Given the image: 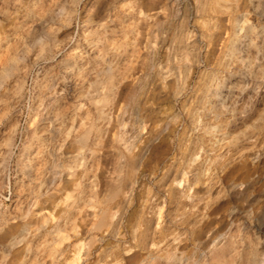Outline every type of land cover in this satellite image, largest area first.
Masks as SVG:
<instances>
[{
    "label": "bare ground",
    "instance_id": "1",
    "mask_svg": "<svg viewBox=\"0 0 264 264\" xmlns=\"http://www.w3.org/2000/svg\"><path fill=\"white\" fill-rule=\"evenodd\" d=\"M60 1L30 0L27 15L44 14L52 18ZM80 1L70 0V14ZM113 5L110 11L107 8L109 12H104L100 18L104 21L98 24L90 26L91 14L85 16L86 27L80 32L81 39L66 48L65 63L73 86L59 88L57 84L61 81L57 80L45 81L42 89L38 86L43 95L34 101L31 130L17 162L22 177L16 179L11 204L24 218L33 214V239L28 240L26 224L1 236L0 264H10L7 263L9 252L19 245L23 248L14 264H176L184 255L179 250L182 242L192 243L196 249H206L207 253L205 258L201 252L196 260L187 255L192 262L185 264H264L262 234L253 235L244 229L240 234L241 242L223 238L225 232H220L215 227L217 221L212 219L219 206H216L217 196L212 194L225 189L249 219L256 220L257 230L262 229L264 235V220H261L264 201L261 204V193L254 189L259 174L250 168L244 176L236 175L246 164L264 160V28L261 29L263 24L259 27L247 17L251 11L259 21L263 20L264 0H114ZM101 8L103 14L106 7ZM21 21H16L18 25L14 24V28L21 25ZM118 21L120 35L118 39H111L113 45L110 46L106 32L113 31L110 27ZM17 30L19 32V28ZM33 34H26L32 42L36 39ZM9 39L0 37V64L5 65L0 86L13 68L10 60L17 57L13 52L16 41ZM142 47L146 52L141 53L153 58L149 59L148 55L151 62L145 60L153 70L152 75L139 71L133 78L134 84L131 82L132 93L123 90L125 96L116 107H119L118 114L113 110L118 131L113 132L110 143L106 141L112 148L113 158L110 159L113 160L107 161L110 163L102 187V179L96 178L98 155L94 148L101 146L107 133L105 128L111 126L106 127L111 123L110 105L116 98L115 87L120 86V81L116 80L131 74L142 56ZM118 48H123L119 49L121 53ZM178 49L182 56L174 58V51ZM161 50L166 55L165 66L156 61ZM209 53L215 55L212 60L208 58ZM113 60L121 62L118 73L111 70ZM217 69L226 71V76L223 78L219 76L221 73L211 71ZM89 71L95 75L89 84L92 89L85 90L81 81ZM196 73L198 80L194 83ZM154 92L158 96L170 92L172 100L186 99L185 95L190 94L189 99L181 101V109L187 110L190 120L187 122L198 131L191 141L185 136L189 144L180 142L186 147L177 145L183 152L180 151L182 161L175 160L178 155H171L173 160L161 154L163 148L160 147L167 141L164 134L175 133L182 117L178 110L170 116L163 115L158 105L160 99L157 104L149 98ZM92 111L96 113L97 126L92 123ZM14 118L13 127L5 135L4 158L7 159L12 153L17 129V117ZM199 130L209 132L213 138L225 134V130L238 134L226 144L223 141V151H220L221 146L217 150H213L214 146L207 148L206 133L201 135ZM218 139V142L225 140V136ZM150 148L158 154L154 155L155 160L144 163V155ZM201 152L211 154L204 158ZM198 153L206 163L200 162L203 159L200 160ZM147 157L151 160L149 155ZM143 176L146 178L142 179ZM195 185L199 188L193 187ZM28 190L34 192L33 197L27 198ZM233 213L232 208L229 221ZM6 225V220L0 221V231ZM234 231L230 228L227 233ZM105 237L114 241V245H103ZM137 255L140 260H130Z\"/></svg>",
    "mask_w": 264,
    "mask_h": 264
},
{
    "label": "rangeland",
    "instance_id": "2",
    "mask_svg": "<svg viewBox=\"0 0 264 264\" xmlns=\"http://www.w3.org/2000/svg\"><path fill=\"white\" fill-rule=\"evenodd\" d=\"M28 1L30 2V0H21L19 2H18V0H0V9H1L0 10L1 11L0 12V37L7 36V38H10L9 41L13 38V41H16L15 47L18 48V49H15V47H14V50H13V52L15 53L14 56H17V57H12V59L10 60V64L13 66V68L9 71L8 76L5 79H3V81H4V83H2L3 85L1 84V86H0V154H1L0 155V221H2V220H6L7 221V225L6 226H3L4 229H2L0 231V239H1V236H3V235L4 236L5 235H9L10 233H12V232H10L11 229H12L11 231L14 232L15 230H17L19 228V226L21 224H26V228H28L27 229V231H28L27 234H28V237H29V238L28 237L27 238H28L29 241H31V239H33L32 237H33V234H34L33 233V231H34V218H33V214L30 213V214H28L26 216V218H24V217L20 216V213H18L19 211L16 212V210L14 208L12 209L11 207L13 205V203H12V197H13L14 185H15L16 179L18 180L19 178L22 177L21 172H19V167L20 166H19V164L17 162H18L19 156H20V154L22 152V147H23L24 141L28 140V137L27 136L29 135V132L31 130V119L30 118H31V114L33 115V113H34L33 109L36 106V103H35L36 101L35 100L38 99V98H40V96L43 95L42 94L43 90L41 91V89H42L41 87H42V85L44 84L45 81H56V80H57V82H60L61 81L60 82L61 83L60 85H59V83L57 84L59 88L62 87V88H65V89H69V87L73 86V79L68 74V68H67L66 63H65V57H66V55H65L66 53L65 52H66V48L69 45L74 44L78 40L81 39L80 32L82 33V31L86 27L85 26L86 25V22H85V18L84 17L91 14L90 16H91L92 21H91L90 26L92 24H98L99 23L98 21H100V22L104 21V20H101L100 18H101L102 15H105L104 12L108 13L110 11V9L114 6L113 5L114 0H81L80 3H79V5L77 6V9L72 14H70V3H69L70 0H63V1L61 0L60 1L61 3H59L60 5H58L57 8L55 7L56 9L54 10V12H56V13L53 14L52 18H50L49 15H46V13H45L46 10L43 12V13H45L46 16H44V14H41L42 16L40 14L39 15L37 14V16H34L35 14L34 15L33 14L32 15H27V6L29 4ZM97 5L100 7V10H99V7ZM101 7H104V9L106 7V9L103 10V14H102V9L103 8H101ZM109 7H110V9H109ZM107 8H108L109 11L107 10ZM2 9H4V10H2ZM16 9H17V11H16ZM91 11H92V13H91ZM98 11H99V13H98ZM23 13L25 14V16H23L24 15ZM67 13H69V14H67ZM66 14H67V16H66ZM247 14H248L247 17L250 20H253L259 27H261V25L263 24L262 27H261V29L264 28V19L261 20V21H259L258 18L256 17V15H254V14L252 15V12L251 11H249V13H247ZM31 16L32 17L34 16V17L31 19ZM47 16H49L48 17L49 19H47ZM21 17H23V18H21ZM43 17H46V18H43ZM253 17H255V18H253ZM19 20L20 21L22 20L20 23H22L23 25H25L23 27V25L21 24L22 27L24 28L22 30H21V28H22L21 25L15 26L16 28H14V24L18 25L17 22ZM25 27H27V29ZM18 28H19V32L17 30ZM119 28H120V21H118L117 24H114L113 27H110V29H113V31L109 30V32H106V36H107L106 38L109 39V37H110L109 40H111V39H118L119 38V35H120ZM32 29L35 30V32ZM30 32L31 33L34 32V34L36 35L35 36L32 33L36 37V39H34L33 42H32V40L30 41L29 36H28L29 34H30V36L32 35ZM21 33H22V35H21ZM26 34H28V35H26ZM20 36H21V38H19ZM26 36H28V37L26 38ZM49 38H51V40H50L51 42L48 41ZM141 38L144 40V38L142 36H141ZM14 39H16V40H14ZM45 39H46V42H44ZM143 40H141V41L144 43ZM18 42H20L22 44H20ZM41 43H43V44H41ZM107 43H112V44H110V46L113 45L112 40H111V42L107 41ZM18 45H19V47H18ZM43 45L44 46L46 45L45 48H43L44 47ZM20 47H21V49L19 50ZM119 49L120 48H118V51H119ZM122 49H120V51ZM52 50H54V51H52ZM203 50H205V47H204ZM20 51H21V53H20ZM45 52H47V53H45ZM141 52H146L143 47L141 48L140 53ZM174 52H176L175 55H174V58H180L182 56L181 55L182 54V51H180L179 49L176 50V51H174ZM18 54L21 55V56H19ZM140 55H142V56H140L141 58L145 57L143 59H141L139 57V60L141 59V62L143 64L140 65L141 62L138 60L137 64L135 65L136 67L139 66L140 68L134 67V69L131 72V74L127 75L126 77L125 76H121V77H124L122 79L120 77H118L117 78L118 80H116V82L120 81V83H118V84H120V86L118 85L119 86L118 87L117 86V83H116L115 86H117L119 89L115 87V89H117V91H116V95L114 96V98L115 97L116 98L118 97V98L117 99L115 98V101H114V98H113V101L114 102L113 101L112 102H113L114 106H113V104L110 105L111 106V109H112V111H110V112H112V113H110V115L112 114L113 116L111 115L112 116L111 117L109 115V117L111 119V120L109 119V121L111 123H113V124L116 123L115 124L116 126H117V121L115 122V120H116L115 117H117V115H116V114H118L117 109H119V107L117 109H116V107L119 106V104L122 102V100H123L122 97H123V95L126 92L128 94L129 93H132V91H133L132 89L134 87V86L132 87V84H134V81H135V80H133V78L134 79L136 78V76L140 73L139 71L145 72V73H147V75L149 74V76L152 75V71L153 70H151L150 65L148 64V63L151 62V60L150 61H148V60L150 58L153 60V58L151 57V55H149L147 53H141ZM208 55H210V57L208 56V58H210L211 60L215 56L213 53H209ZM148 57H149V59H147ZM146 59H147V62L148 63L145 61ZM165 60H166L165 52H164V50H161L160 53H159L158 58L156 59V61L159 64H163V66H165L164 65V64H166L165 63ZM113 61H111V64H112L111 65V70H113L114 73H118L116 71H118V69L121 67V62L116 61V60H113ZM119 63H120V65H119ZM144 65L146 67L145 69H144ZM0 66H2V69L0 67V71H1L0 72V75H1L3 73V70H5V67L3 68V66H5V65L0 64ZM142 69H144V70H142ZM201 69H204V68H201ZM207 70H206V72H207ZM211 71L212 72L215 71V73L217 72V74L221 73V75H219V76H223V78L226 76L225 74L227 73L226 71L225 72H221L220 69H217V71L216 70H211ZM239 71L241 72V69H239ZM89 72L85 75V77H84V79L82 81L80 80L81 82H83L82 87H84L85 90L92 89V87L90 88V85L89 84H90V82H92V79L94 78L95 73L90 72L91 74H89ZM197 75H198V73L195 74L193 81L194 80L195 81L198 80V78H196ZM206 76L203 77L204 78V81H205V79H207ZM195 81H194V83H195ZM121 82H123L124 84H122ZM125 82H126V84H125ZM131 82H132V84H131ZM194 83H192L191 86H193ZM21 85H22V87L20 89V86ZM69 85H71V86H69ZM129 86L132 87V88H130ZM172 88L173 87L170 86L169 91H171ZM128 89L131 90V91H127ZM189 89H188V92L190 93V91L192 90V87L189 88ZM123 90H124L125 93L123 92ZM167 93H169L168 94L169 96L167 95ZM114 94H115V92H114ZM155 94L157 95V93L154 92V94H151V96L149 98L151 99V101L152 100L157 101L156 102L157 104H158V99L161 100V97L163 98V96L165 98V94H166V98H165L166 101L163 98L161 101L159 100V103L160 104H158L161 107V111H162L163 115L170 116L172 114V112L178 110L180 112V114H181L180 116L182 117V119H181L182 122L180 121V123H179V125H178V127H177V129L175 131V133H173L171 135L169 134V136L166 135V134H164L163 137L164 138H167V139H165L167 141H165L166 143L164 142L163 144L166 145V146L168 145V146L166 147V146L162 145V147H160V149L163 148V153H161V154L163 156L167 157L166 159L170 158V159H173L174 160V158H176L175 160L178 161V159H180L179 161H182L183 160V157H182L183 154H181V153H183V152L181 150H179V148H178L177 145H180L181 143H183V144H189L187 142H190L192 140L194 134L195 135L197 134L196 131H198L197 128L194 129V125L188 123L190 120H189V118L186 115L187 110L185 109L186 111L184 112V110L181 109L182 102L184 100H187V98L190 96V94H188L189 96L188 95H185V96H187L186 99H183V97H181V98H178V100H172V98L170 97V92H166L164 94L162 93L160 96H158V95L156 96ZM153 96H154V98H153ZM71 100H73V99H71ZM117 100H119V102ZM161 102L164 105L161 104ZM6 103H9V105H7ZM171 103H174V104H171ZM166 105H167V107H166ZM172 107H173V109H172ZM170 108H171V110H170ZM182 108H183V106H182ZM166 109L169 112H167ZM113 110L116 112V114H115V112ZM181 111H183L184 113L181 112ZM14 117H17V119H16V123H17L16 128L17 129H16V134L14 136V140H13L12 153L10 155V158L7 159L6 157L4 158V156H6L5 151H6V148H7L5 135L8 134V131H10V129L13 127V124H14L13 121H15V118ZM94 117H97V116H96V113L94 111H92L91 112L92 123H94V125L97 126L96 125L97 124V122H96L97 119L94 118ZM113 120H114V122H113ZM11 123H12V126H11ZM111 123H108L107 126H106V127H108V126L111 125L110 127L105 128L107 130V133L105 132L106 136L104 135V137H103L105 140L102 139V142L103 143L101 142L103 144V147H102V144H101L100 147H98V148L95 147L94 148V149H96L97 155H98L97 156L98 157L97 158L98 167H100V169H102V172H101V170L98 167H97V169L100 170V171H98L96 169V172H97L96 178L97 179L99 178V180L102 179L101 180V182H102L101 183V186L104 184L105 179H106L105 170L106 169L108 170V168H109L108 167L109 166L108 163H110V162H107V161H112L113 160V159H110V158H113V156H111L112 153H113L111 151L112 148L110 147V144H108V142H106V141L108 140L109 143H110L111 136H112L113 132L115 130L118 131V129H116V128H118V126L116 127L115 125H112ZM185 127H188V128H185ZM181 128H183V129H181ZM186 130L187 131L189 130V131L186 132ZM182 132H184V133H182ZM199 132H201V135H204L206 133L204 136H206L205 137V140L207 141L206 142L207 143V148L212 149V147L214 146L215 148L213 147V150L214 149L217 150L220 146L222 147L223 144L228 143L232 139V137L234 135L238 134L237 131H235V132L232 133V131L230 132V131L225 130V134L229 135L228 137H227V135L223 134L221 136L220 135H217L216 137L213 138L212 135L209 134V132L207 133V131H205V132L203 131L202 132V130H199ZM94 133H93V135H94ZM190 133L191 134L193 133L192 134V137L190 136L191 135ZM208 134H209V136L207 137ZM165 135H166V137H165ZM176 135L179 136V137H176ZM182 135H183L184 138L186 136V138L188 140H190V139L191 140L188 141L186 138H185L186 140H184V138L181 137ZM218 136H220V137H218ZM224 136H225V140H222V141L220 140L221 142L220 141L219 142L216 141V140H219L218 138H221V137L223 139ZM170 137H171V139H170ZM2 138H5V139H2ZM23 138H24V140H23ZM179 139H181V140H179ZM182 139H183L184 142H182ZM158 140H155V143L158 142ZM169 140H171V142ZM177 140L179 141V144L177 143L178 142ZM223 141H224V143H223ZM211 143H213V144H211ZM183 144H181L182 147L184 146ZM217 144H218V146H217ZM184 147H186V146H184ZM167 148L169 149V151H168ZM165 150H167V151H165ZM199 150L201 151V149H199ZM219 150L220 151H223V147L222 148H219ZM2 151H4V152H2ZM150 151H152V152H150ZM180 151H181V153H180ZM211 152H212V150H211ZM211 152H208L206 155H209V153L211 154ZM201 153H200V155L198 153V155L200 156V160H202V159L204 160V158H206L205 157L206 155H204V153H202L204 155L203 156L204 158H203ZM156 154H158V152H156L154 150V148H152V149L150 148L149 151H147L146 154L144 155L143 162L144 163H149V161L151 162V161L155 160L156 157H154V155L156 156ZM146 155L147 156L149 155L151 157V160ZM171 155H172V157L173 156H176V155H178V156L172 158ZM199 156H198V158H199ZM187 157H189V156L187 155ZM145 158H146V160H145ZM5 159H6V161H5ZM200 160L198 159V161H200ZM203 160L200 161V162H204V163L207 162L206 159L204 161ZM104 162L106 163V165L104 164ZM260 162H261V164H260ZM262 164H263V166H262ZM100 165H102V168H101ZM103 166H104V170H103ZM248 166H250V167H248ZM259 167H261V168L259 169ZM250 168L251 169H255V171L257 170L259 176L261 174L260 179H259V176H258V182L260 181V182H263V183H260V182L258 183L257 182V184H255L256 186H254V189H255V192L257 191L258 193H261V195H259V198H260V201H262L261 202V204H262L263 201H264V194H263L264 193V188H263L264 187V160L261 159L259 162L255 163V164H251V165L246 164L245 169H243V167H242V169L240 171H238L236 173V175L238 177L244 176L247 173L246 171L249 170ZM16 169H18V170L16 171ZM242 172H243V174H242ZM103 174H104V176H103ZM103 177H105V178H103ZM227 177H229V174H228V176L223 177V181H225L227 179ZM145 178H146V176H143L142 179H145ZM217 185L218 184H216V186ZM197 186H199V185H195L193 187L196 188ZM200 186H202V185H200ZM197 188H199V187H197ZM32 192L33 191H30V190L27 191V193L29 194V195L27 194L28 195L27 198H31V195L33 197L34 192L33 193ZM220 193H223V195H220ZM212 196H217V200L218 201H217L216 206L219 205V206H217L215 208L216 211L213 214L212 219H214L213 220L214 222L217 221L215 223L216 224L215 227L217 229H219V231L221 230L222 232L223 231L225 232L224 235H223V238L237 240V241L239 240L238 242H241V240H240V234H242V232L245 231V230H247L248 232L250 231L249 233L252 232L253 235H257L256 232H258L259 234H262L261 235L262 237H264L263 230L262 229L259 230L261 233L257 230L256 220L249 219L250 217L247 216L244 211H242L241 205L239 207L238 206L239 204L236 203V202H234V200L232 199L231 195L227 192V190H225V189L224 190H221L219 192V194H217L216 192L215 193L213 192ZM220 196H221V198H220ZM219 201H220V204H218ZM230 206L233 208L234 213L232 215L231 220L229 221L228 220L229 211H230V209H232ZM47 208H48V206H47ZM129 212H131V211H129ZM16 213H18L19 215H16ZM262 216H264V213L262 214ZM32 218H33V221H32ZM246 219L247 220L249 219L250 222H249V220L247 221ZM261 220L263 221L264 220V217ZM13 224H14V226H13ZM239 225H240V227L237 228V226H239ZM242 225H244V226H242ZM15 227H18V228H16L14 230ZM232 227H234V229ZM245 227H247V229ZM203 228L206 229L205 226ZM230 228L232 230H235L234 232H230L232 234H228L227 233L228 232V229H230ZM237 230H238V232H237ZM235 232L238 233V234H236ZM227 235H229V236H227ZM106 238L109 239L108 237H105L104 240H103V243L104 242L105 243L103 245H106V246L107 245L108 246L111 245V246H113L114 245V241H111V239H109L110 240L109 241ZM188 244H190V245H188ZM188 244H187V242H184V244L182 242V244H181L182 246L179 245V248L180 247H181V249L183 248L182 250L181 249H179V250H180V252H182V255L184 253V255H183V258L184 259L182 258L183 259V262L185 261L184 264L186 262H192L191 259H189L190 257L193 258L194 260L198 259V257L200 256V253L201 252H202V254H205V258L207 257V253L205 251L206 249H196L192 245V243H189L188 242ZM19 246L13 248L9 252V255L7 257V263L14 264V263L17 262L18 257H19L18 254L22 250L21 248H23V245L20 246V247ZM0 247H1V243H0ZM194 249H196L195 251H198V252H195ZM17 255H18V257H17ZM187 255L190 256V257L188 258ZM133 258L134 259L137 258V260H140L141 259V257L139 255L132 257L130 260H134ZM182 259L181 260L179 259L180 261L176 262V264L177 263L178 264H182Z\"/></svg>",
    "mask_w": 264,
    "mask_h": 264
}]
</instances>
